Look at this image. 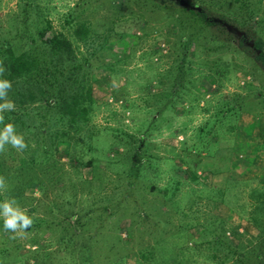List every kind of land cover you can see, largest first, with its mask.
Wrapping results in <instances>:
<instances>
[{
	"label": "trees",
	"instance_id": "trees-1",
	"mask_svg": "<svg viewBox=\"0 0 264 264\" xmlns=\"http://www.w3.org/2000/svg\"><path fill=\"white\" fill-rule=\"evenodd\" d=\"M18 1L19 14L13 15L11 31L0 34V63L7 69L4 77L12 82L8 96L16 105L15 111L4 113L5 123L15 125L28 147L18 152L6 146L0 153V176L7 185V191L0 194V202L4 197L23 200L24 190L31 184L43 189L51 179L58 183L62 176L58 162L62 155L71 157L72 168H76L74 164H84L80 155L63 154L59 147L91 150L93 133L89 121L96 106L92 98L93 68L113 71V62L101 60L102 51L115 31L126 30L127 23L142 29L147 19L154 17L156 22L168 26L165 35L173 37L170 48L175 56L166 71L169 87L161 96L153 94L158 105L153 107L159 117L167 110L172 113L175 101L187 99L188 111L198 91L196 76L200 78L207 72L213 78L211 88L204 90L215 96L210 105L212 112L197 128L195 144L190 150L186 148L193 156H181L184 168L171 162L174 174L186 173L188 181L198 183L195 166L199 153L214 156L220 149L217 143L223 133L229 135L226 139L230 140L231 152L237 142L236 130L243 126L241 115L264 116V0H81L79 7L63 18L62 30L52 28L38 0ZM97 7L109 15L95 25L89 14ZM88 8L90 13L85 12ZM243 66L249 67L246 71L251 76L250 81L242 82V92L221 93L220 87L228 74ZM208 109L204 107L203 111ZM156 119L150 118L140 135L123 133L125 141H113L112 145L124 146L122 153L105 158L106 167L114 169L116 179L121 182L114 194L100 195L93 206L85 209L77 207L74 192H69L74 197L65 201L62 218L31 217L33 225L27 230L33 226L59 227L60 254L56 260L60 264H91L97 257L92 247L98 245V251L110 254L103 259L106 264H127L123 246L113 230L128 231L135 216L140 227L150 221V227L143 229L152 239L138 248V264H191L193 254L217 264H264V173L248 194L246 225L255 232L246 242L233 243L232 237L238 240L242 236L236 229L224 227V220L217 215L198 223L193 209L203 191L209 203L231 202L225 184L222 187L201 184L199 191L173 177L163 188L149 184L156 176L158 156L145 137ZM85 163L92 166L91 158ZM69 187L73 190L76 184L70 181ZM182 188L186 204L183 203L185 211L179 212L187 220L178 223L174 230H167L171 216L168 218L167 213L179 207L175 196ZM145 190L156 192L149 202L143 198ZM132 191L133 195H129ZM112 216L116 219H111ZM123 218L127 219L124 225ZM107 219H111L109 225ZM197 224L201 227V240L189 234V228Z\"/></svg>",
	"mask_w": 264,
	"mask_h": 264
},
{
	"label": "rangeland",
	"instance_id": "rangeland-1",
	"mask_svg": "<svg viewBox=\"0 0 264 264\" xmlns=\"http://www.w3.org/2000/svg\"><path fill=\"white\" fill-rule=\"evenodd\" d=\"M80 1L38 0L45 13L44 16L50 20L54 30H62L63 18L71 10L77 9ZM91 7H93L92 4H90ZM19 8L18 0H0L1 35L11 31L13 15L19 14ZM90 8L85 12L90 13ZM106 15L109 14L97 7L91 11L89 18L96 25L98 20H103ZM153 18L147 19L142 29H135V25L132 23L126 25L124 23L123 25L127 28L123 33L115 31L112 34L104 46L101 60L113 62V71L93 68L92 98L96 106L89 121V127L93 133L91 150L82 151L81 147L70 149L65 145L59 147L63 154L67 152V155H80V161L84 164H74L76 168H72L69 162L71 157L67 158L62 155L58 162L62 167L60 182L55 183L51 179L43 185V189H38L32 184L30 187L26 186L23 200L16 201L30 217L54 220V218L63 217L65 201L74 197L69 192H74L73 200L76 205L78 204L77 207H85V209L87 206H93V201L100 195L114 194L116 186H121V182L116 179L114 169L106 167L105 158L107 156L113 158L122 153L124 146L121 143L117 146L112 145L113 141H125L127 138L123 133L140 135L146 128L148 120L153 117L157 119L145 139L151 144L150 149L157 154L158 159L155 166L156 176L152 178V181H148L149 184L152 183L155 188H163L172 177L185 185L189 184L198 191L202 188L201 184L215 187H222L225 184L231 195V202L228 204L209 203L205 191H203V195L201 197L199 195L194 203V215H196L198 223L208 222L211 215H217L224 220V227L234 228L237 233L242 235L238 240L236 237H232L233 243L246 242L255 232L252 226L246 225L249 190L257 186V180L264 173V116L254 117L251 113L241 115L239 120L243 126L236 130L234 138L238 143L236 142V145L232 147L231 152L229 151L230 140L226 139L229 135L223 133L217 143V147L220 149L215 152L214 156H211V153L208 155L204 151L199 153L195 168L200 183L188 181L186 173L178 171L177 174H174L171 162L179 164L183 154L193 156V153L188 152L186 148L189 149L195 144L197 128L209 119V114L212 112L210 105L215 101V96L209 95L204 90L211 88L213 78L207 72L203 73L200 78L196 76L198 91L191 99L192 106L188 111H186L189 104L187 99L175 101L176 106L172 113L167 110L162 112L159 117L153 107L158 106L153 94L161 96L164 90L169 87L166 71L175 55L170 48L173 37L169 33L165 35L168 26L156 22ZM95 28L97 27L95 26ZM243 68H236L235 71L228 74L229 77L222 82L220 87L221 93L242 92V82L250 81L249 77L251 76L246 71L249 67L243 66ZM204 107H208V111H203ZM90 158L93 168L85 165L86 160ZM229 158L232 160L229 161ZM180 164L181 168H184L183 163ZM229 168L230 170L226 171ZM226 179H232L233 182L228 183L225 181ZM84 180H88V182L85 183ZM70 181L76 184L73 190L69 187ZM182 191L183 188L175 196L178 199L179 207L175 211L173 208L167 213L168 218L171 215L170 226L165 227L167 230H174L178 223L187 220V217L181 216L182 214L179 212L180 210L185 211L183 203L186 204V199L183 197ZM2 192L0 191V194ZM142 192L143 198L147 202L156 195V192L151 190ZM129 195H133V191ZM5 199L6 197L3 198V200ZM147 206L146 204L144 207L146 215L149 211ZM110 218L116 219L115 216ZM125 218L122 219L123 225L127 220ZM111 219L106 220L108 225ZM132 219L134 223L128 231L114 229L113 234L119 237L120 244L123 246L122 252L126 254L125 263L138 264V248L152 240L151 235L143 229L145 226L147 229L150 227V221L146 220L145 226L140 227L137 223L138 218L133 216ZM156 219L157 217L154 216L153 220ZM98 221L99 219H97L99 225L100 221ZM200 233L201 227L198 224L196 227L189 228V234L192 237L197 238ZM59 234V227L39 229V227L33 226L26 231L23 237L15 236L14 233L5 231L3 220L0 219V251L2 252L0 264H60L59 260L58 262L56 260L60 254V251L57 250ZM14 236L15 238H13ZM198 239L201 240L203 237L199 236ZM187 244L189 245V242ZM98 248L99 245L92 247L93 252H97V257L90 263L106 264L103 259L109 257L110 254L98 251ZM193 259L191 264H217L209 260L205 261L203 257L196 254H193Z\"/></svg>",
	"mask_w": 264,
	"mask_h": 264
},
{
	"label": "clouds",
	"instance_id": "clouds-1",
	"mask_svg": "<svg viewBox=\"0 0 264 264\" xmlns=\"http://www.w3.org/2000/svg\"><path fill=\"white\" fill-rule=\"evenodd\" d=\"M6 71L3 63H0V125H2L0 127V153L6 150V146L23 152L28 147L23 134L17 132L13 123H5L4 113L16 109L15 102L8 96L12 89V82L4 77ZM0 191H7L3 176H0ZM0 219L3 220L5 231H10L20 237H23L27 229L33 225V219L26 214L14 198H7L0 202Z\"/></svg>",
	"mask_w": 264,
	"mask_h": 264
}]
</instances>
